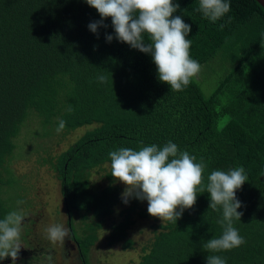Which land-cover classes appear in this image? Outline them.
Instances as JSON below:
<instances>
[{"label": "trees", "instance_id": "obj_1", "mask_svg": "<svg viewBox=\"0 0 264 264\" xmlns=\"http://www.w3.org/2000/svg\"><path fill=\"white\" fill-rule=\"evenodd\" d=\"M226 2L230 11L212 22L196 11L199 0H173L180 5L173 15L191 25V57L201 69L211 61L226 68L207 94L200 72L173 91L158 80L150 54L107 42L106 35L115 36L111 18L98 35L91 32L88 25L101 17L84 0H0V219L14 211L15 190L28 192L12 168L23 133L35 142L85 128L67 150L43 160L61 183L73 249L83 264H92L104 231L110 245L133 249L136 217L155 224L135 264H206L213 253L202 243L223 232L222 208L209 209V193H198L177 223H158L147 201L123 203L111 176L110 151L172 141L203 160L205 183L214 170L245 169L247 182L236 193L243 215L233 220L244 243L214 254L226 264H264V8L256 0ZM223 118L228 123L219 128ZM60 120L66 126L57 133ZM95 174L107 184L93 182ZM121 204L122 219L105 230Z\"/></svg>", "mask_w": 264, "mask_h": 264}, {"label": "clouds", "instance_id": "obj_2", "mask_svg": "<svg viewBox=\"0 0 264 264\" xmlns=\"http://www.w3.org/2000/svg\"><path fill=\"white\" fill-rule=\"evenodd\" d=\"M94 8L100 20L91 22L88 27L98 35L100 27H107L104 21L111 18L115 36L106 35L107 42L117 39L131 48L150 54L156 66L158 80L170 86L173 91H182L196 77L201 65L191 57V40L188 39L191 25L181 16H174L180 5L173 0H84ZM226 0H199L197 12L212 22L217 21L230 11ZM147 36L149 43H145ZM99 80L103 82L104 76ZM66 122L59 121L57 133L63 131ZM111 176L126 187L122 201L128 204L130 199L147 201V212L162 221L176 222L184 210L191 209L197 202V196L210 194L209 209L222 208V235L212 237L202 243L209 254L206 264H226L219 255L244 243L243 237L233 226V220H241L242 202L237 198L247 176L243 167L228 171L214 170L207 176L203 160L187 151H179L178 146L168 141L162 147L155 144L143 146L139 150L120 148L109 152ZM18 204L24 203L18 201ZM179 209V211L177 210ZM24 216L11 211L0 219V260L12 258L16 264L21 246V225ZM46 238L53 244L64 242L69 230L60 224H50L44 228Z\"/></svg>", "mask_w": 264, "mask_h": 264}, {"label": "rangeland", "instance_id": "obj_3", "mask_svg": "<svg viewBox=\"0 0 264 264\" xmlns=\"http://www.w3.org/2000/svg\"><path fill=\"white\" fill-rule=\"evenodd\" d=\"M225 71L226 68L221 67L220 64L218 65L217 61H211L201 69L199 74V82H201L199 84L207 94L214 90L218 82L224 77ZM227 123L228 118H223L218 126L223 128ZM31 128H35V125H32ZM85 130L83 128L67 135L60 133L51 139H38L35 142L32 140V134H29L28 130L23 133L22 141L25 142L19 149L21 157L13 163L12 168L15 170L16 175L22 179L24 186L28 188V192L20 189L15 190L17 197H14L15 200L11 202L14 211H18L24 216L23 227H21L18 241L21 249L17 260H20L21 263L33 264L32 257L39 256L40 258L37 257L39 264H83L78 252L73 249L74 245L71 241L68 215L61 193V183L50 165L43 164V160L55 157L67 150ZM93 182H97L100 186L107 184L106 181L102 180L101 175L98 174L93 176ZM118 185L122 188L123 193L126 186L120 182H118ZM18 201H23L24 203L18 204ZM145 206H148L147 202ZM125 208L126 205L122 204L116 208L115 214L107 222L105 230L109 229L113 222H118L122 219L121 213ZM164 221L158 218L157 222L161 223ZM50 224H60L68 228V237L65 238L64 242L53 244L46 238L44 228ZM79 224L80 222L77 219L76 225ZM153 224L155 222L136 217V224L130 234L135 241V246L130 250H124L122 244L110 245L106 238L109 231H104L100 242L93 249L91 263H138L143 255V247L153 235ZM29 229H33L35 233L30 235ZM42 239H44V242H41ZM46 241L47 243H45ZM6 260L0 261L1 264H13L12 258L8 261Z\"/></svg>", "mask_w": 264, "mask_h": 264}, {"label": "water", "instance_id": "obj_4", "mask_svg": "<svg viewBox=\"0 0 264 264\" xmlns=\"http://www.w3.org/2000/svg\"><path fill=\"white\" fill-rule=\"evenodd\" d=\"M264 8V0H256Z\"/></svg>", "mask_w": 264, "mask_h": 264}]
</instances>
